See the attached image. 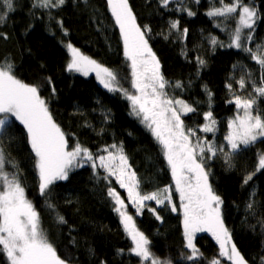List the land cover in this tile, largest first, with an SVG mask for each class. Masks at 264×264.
<instances>
[{
  "label": "trees",
  "instance_id": "1",
  "mask_svg": "<svg viewBox=\"0 0 264 264\" xmlns=\"http://www.w3.org/2000/svg\"><path fill=\"white\" fill-rule=\"evenodd\" d=\"M128 2L137 24L142 30L144 26L150 29L146 39L160 62L162 75L171 85L167 93L197 109L182 117L185 124L189 127L203 124V113L211 103V111L218 121L215 137L199 131L197 135L217 145L224 143L227 122L237 114L235 105L228 103L232 96L225 85L230 83L236 90V82L242 76L247 82L249 73L257 84L261 79L260 66L249 53L227 46L236 26L235 19L206 15L213 5L220 6V0L199 3L171 0L168 8H162L160 0ZM244 3L256 8L260 17L252 33L253 40L245 42V47L255 51L257 45H264V0H244ZM185 8L195 15L188 16L183 11ZM177 20L178 29H171L170 22ZM185 28L187 36L183 35ZM0 33L7 36V39L0 36V63L11 62L18 79L39 86L70 147L79 142L99 155L108 145H122L141 182V190L150 193L169 187L178 209L172 212L170 206L146 201V207L136 215L135 208L127 202L126 191L115 178L105 180L103 177L107 174L100 168L94 175L88 163L71 171L67 180L56 181L46 197L41 196L27 133L11 118L13 122L3 134L4 150L17 162L26 197L40 213L42 227L58 255L67 264H140L139 257L130 253L131 240L108 196V188L113 187L125 201L137 228L150 240V250L161 260L170 259L172 264H208L217 257L224 264L222 257H218L219 245L207 232L197 233L194 239L203 253L201 259L192 262L182 258V253L190 252L184 247L179 195L159 146L140 119L130 114L129 101L121 93L109 92L93 75L83 77L66 69L71 59L66 45L71 43L84 55L116 72L120 84L134 91L123 41L106 0H66L62 7L54 9H33L32 0H15V11L0 26ZM213 38L217 40L215 46L211 43ZM197 57L205 61L203 66L198 65ZM177 82L182 88L174 87ZM250 91L251 84L246 83L243 96ZM208 93H211L210 100ZM258 107L264 110V101H258ZM258 152L264 153V141L247 149L241 146V151L234 154L231 167L219 156L205 164L209 183L223 201L220 211L224 224L248 264H260L264 257V170L244 183L245 177L255 171ZM250 202L251 210L247 208ZM49 203L54 209L47 206ZM148 208L156 209L161 219L157 220ZM58 216L65 222L58 223ZM0 264H6L2 256Z\"/></svg>",
  "mask_w": 264,
  "mask_h": 264
},
{
  "label": "snow or ice",
  "instance_id": "2",
  "mask_svg": "<svg viewBox=\"0 0 264 264\" xmlns=\"http://www.w3.org/2000/svg\"><path fill=\"white\" fill-rule=\"evenodd\" d=\"M65 2L66 0H32V8H60ZM199 2L200 0H196V3ZM106 3L123 41L124 58L129 62L130 84L134 91L120 84L116 72L84 55L71 43L66 45L71 57L66 66L67 71L85 76L94 72L97 81L105 89L121 93L129 101L130 114L140 119L159 146L170 170L175 192L179 195L184 247L190 252L187 255L182 253V258L192 262L201 259L203 253L194 244V239L197 233L207 232L219 245L218 257L226 259L229 264H248L224 224L220 211L223 201L209 183V172L205 164L207 160L222 155L224 163L231 167L234 154L241 151V146L247 149L258 141H264V110L258 107V101H264V45H257L255 51L245 47V42L253 40L252 33L260 18L256 8L250 7L244 0H229L227 3L220 0L219 7L213 5L206 12L209 18L235 19L236 26L230 33V43L227 46L249 53L261 70L259 84L250 78V73L247 82L243 76L236 82L240 89H245L246 83L251 84V91L247 96L235 94L230 83L225 85L233 95L228 103L235 105L237 114L227 122L224 143L217 145L212 140L197 135L199 131L212 133L215 137L218 121L211 111V103L209 110L203 113V124L197 127L187 126L182 117L195 113L197 109L185 100L170 97L167 93L166 89L171 85L162 75L160 62L146 39V33L150 29L144 26L142 30L137 24L128 0H106ZM170 3L171 0H160L162 8H168ZM13 11L15 0H0V26ZM183 11L188 16L195 15L187 8ZM178 26V20L170 22L171 29H178ZM245 29L248 30L246 33ZM187 33L188 29L185 28L183 35L187 36ZM0 36L7 39L4 33H0ZM211 43L215 46L217 40L213 38ZM197 63L203 66L205 61L197 57ZM13 68L11 62L0 63V256L5 258L6 264H67L58 255L43 229L40 213L26 197L17 162L10 159L4 150L3 134L12 124L11 118L19 122L27 133V142L35 158L34 166L41 196L46 197L50 186L56 181L67 180L71 171L88 163L94 175L97 168H100L107 174L103 177L105 180L115 178L120 188L127 192L128 202L135 208L136 215L141 214L146 201H155L157 206H170L172 212L178 211L169 187L150 193L141 190V182L132 170L122 145H108L100 150L99 155H94L79 142L70 147L65 132L53 119L48 102L42 98L39 86L18 79ZM48 83L51 84L50 78ZM174 87L180 89L182 85L177 82ZM52 94H55V88L52 89ZM208 95L210 100L211 93ZM261 170H264V153L258 152L255 171L245 177L244 183L247 184ZM108 196L131 240L130 253L139 257L140 264H172L170 259L161 260L150 250V240L137 228L125 201L113 187L108 188ZM47 206L54 209V205L50 203ZM247 208L251 210L253 204L250 202ZM148 210L157 220L161 219L156 209ZM57 222L65 221L62 216H58ZM208 264H222V261L214 257ZM260 264H264V257Z\"/></svg>",
  "mask_w": 264,
  "mask_h": 264
},
{
  "label": "rangeland",
  "instance_id": "3",
  "mask_svg": "<svg viewBox=\"0 0 264 264\" xmlns=\"http://www.w3.org/2000/svg\"><path fill=\"white\" fill-rule=\"evenodd\" d=\"M71 58V57H70ZM76 74H78V75H81V76H83V77H88V76H90V75H93L94 76V78L96 79V75H95V73L94 72H90L87 76H85V75H82V74H80V73H78V72H75ZM97 80V79H96ZM98 82V81H97ZM99 83V82H98ZM100 84V83H99ZM101 85V84H100ZM242 90L243 89H240L239 88V85L236 83V90H234L233 89V92H235V94H237V95H242L243 96V94H242ZM231 93V92H230ZM231 96H232V98H233V95H232V93H231ZM221 144V143H220ZM219 145V144H218ZM220 158H222L223 159V156L222 155H218ZM224 160V159H223ZM127 193V192H126ZM127 202H128V197H127ZM129 203V202H128ZM130 204V203H129ZM131 205V204H130ZM223 260H224V264H229V262L226 260V259H224V258H222Z\"/></svg>",
  "mask_w": 264,
  "mask_h": 264
}]
</instances>
